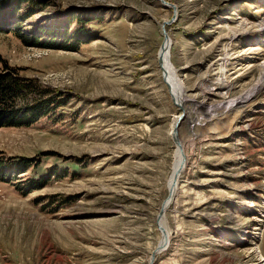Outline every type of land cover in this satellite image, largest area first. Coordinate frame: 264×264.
Listing matches in <instances>:
<instances>
[{"label": "rangeland", "instance_id": "obj_1", "mask_svg": "<svg viewBox=\"0 0 264 264\" xmlns=\"http://www.w3.org/2000/svg\"><path fill=\"white\" fill-rule=\"evenodd\" d=\"M263 69L264 0H0V264H264Z\"/></svg>", "mask_w": 264, "mask_h": 264}, {"label": "bare ground", "instance_id": "obj_2", "mask_svg": "<svg viewBox=\"0 0 264 264\" xmlns=\"http://www.w3.org/2000/svg\"><path fill=\"white\" fill-rule=\"evenodd\" d=\"M166 38H167V42L165 41V44L163 45V47L161 49L162 51L160 53V60H161L160 63H161V66H162V68L164 70L165 79L168 82L169 88L171 89V92L173 93L174 98H178L179 95L183 93V88H182L183 86H182L181 81L179 80L177 74L175 73L176 71L172 69L173 67L169 63V53L168 52H167L168 53L167 54L168 58H166L167 46L169 45V41H170L169 37H166ZM263 71H264V69H263ZM262 78H263V80L260 81L255 86V89H253L250 94H252V95L255 94L256 91L258 92L260 90V87L262 88L264 86V74H263ZM246 98H247V96L242 97L241 99H246ZM228 104L231 105V106L233 105V103L231 101ZM179 119L180 118H178V119L176 118V120L173 123V126H172V132L173 133L175 131L178 132L177 130H178L179 127L177 126V123H178ZM177 152L178 153L180 152V146H178ZM178 161L179 160L176 159V163L174 164L173 174H172V177H171L170 185H171L172 190L170 189L171 191H170V195H169V201L171 199H173V197L175 195V190L177 189V188H175V185H176V181H177V178H178ZM164 233L165 234L163 236H164V239H165L166 238V232L164 231ZM165 244H166V240L161 243V247H163ZM246 253L247 254H251V253H255L256 254V250L255 249L249 250Z\"/></svg>", "mask_w": 264, "mask_h": 264}, {"label": "trees", "instance_id": "obj_3", "mask_svg": "<svg viewBox=\"0 0 264 264\" xmlns=\"http://www.w3.org/2000/svg\"><path fill=\"white\" fill-rule=\"evenodd\" d=\"M25 1L30 3L31 0H25ZM18 91H22V92L26 91V89L24 88L22 83H20L19 80H17L16 78H9L0 72V109H2L4 107V105L10 103L13 100V98H15V96H18L19 95V93H17ZM3 115H4L5 119L1 120L2 124H10V123H6L7 121H11V123L14 124L18 120H21L23 118L26 119L28 117H31L32 115L34 116V112H33V110H30L29 112L24 111L23 113H20L17 115V111L12 110L10 112L5 111ZM28 115H30V116H28ZM23 161L24 160H22L18 164L20 165ZM9 165H11V164H9ZM9 165H7V166H9ZM1 168H5V167H1ZM42 178L43 177H39L35 181H39ZM32 181H34V180H32ZM35 183H37V182H34L33 184H35Z\"/></svg>", "mask_w": 264, "mask_h": 264}, {"label": "water", "instance_id": "obj_4", "mask_svg": "<svg viewBox=\"0 0 264 264\" xmlns=\"http://www.w3.org/2000/svg\"><path fill=\"white\" fill-rule=\"evenodd\" d=\"M169 44H170V42H169ZM169 46V45H168ZM168 46H167V49H168ZM168 52V51H167Z\"/></svg>", "mask_w": 264, "mask_h": 264}]
</instances>
